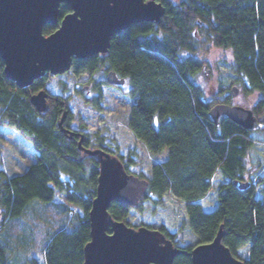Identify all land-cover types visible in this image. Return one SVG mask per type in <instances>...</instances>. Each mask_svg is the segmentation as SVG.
<instances>
[{
	"label": "trees",
	"instance_id": "obj_1",
	"mask_svg": "<svg viewBox=\"0 0 264 264\" xmlns=\"http://www.w3.org/2000/svg\"><path fill=\"white\" fill-rule=\"evenodd\" d=\"M161 1L166 12L159 23L130 25L111 38L106 55L74 58L72 70L77 75L92 74L107 65L108 71L129 79L135 97L130 129L152 154L168 152L164 161L154 164L136 208L141 210L142 201L148 199L160 204L170 193L185 202L188 224L199 243L212 242L223 225V242L236 257L240 258L238 250L247 247V255L240 259L245 264H264V174L246 178L254 127L245 129L226 116L216 123L210 110L218 103H233L230 87L207 98L194 80L202 70L197 53L204 43L229 49L235 83L247 95L261 94L252 110L256 116L264 114V0ZM70 11L62 3L60 19ZM58 26L47 24L43 32L49 35ZM50 78L47 72L29 87L20 88L5 76L0 58V124L17 129L35 148V161L22 174L7 176L0 169V264H14L16 257L27 256L34 247L36 253L29 254L23 264H83L84 247L91 239L89 212L99 163L96 156H83L79 143L116 154L102 137H71L73 114L67 98L50 93L47 110L36 108L31 97L47 91ZM93 104L97 106L98 101ZM218 171L224 182L217 206L208 211L200 201L212 189ZM61 172L74 180L71 185L61 180ZM236 180L250 184L240 188ZM56 189L83 213L56 203ZM35 202L51 220L45 227L38 224L45 231L39 240L34 226L28 229L24 224L29 213H37ZM131 208L112 202L109 212L114 220L127 223ZM159 229L177 244L176 233L164 225ZM193 248L185 247L173 264H192Z\"/></svg>",
	"mask_w": 264,
	"mask_h": 264
},
{
	"label": "water",
	"instance_id": "obj_2",
	"mask_svg": "<svg viewBox=\"0 0 264 264\" xmlns=\"http://www.w3.org/2000/svg\"><path fill=\"white\" fill-rule=\"evenodd\" d=\"M65 2L72 12L63 16L53 33L44 34L45 25L59 23L60 6ZM165 12L161 0H0L4 74L20 88L29 87L47 72L64 74L72 68L74 58L106 55L114 35L134 23H159ZM202 72L208 76L205 65ZM107 82L124 85L126 79L109 70ZM239 90L233 86L232 95ZM48 97V91L42 90L32 95L31 101L39 111H46ZM210 115L216 123L226 116L245 129H252L257 121L264 122V114L258 117L252 109L238 104H215ZM65 117L66 113L60 125ZM79 144L83 156H96L99 163L96 196L89 212L91 239L84 247L83 264H173L183 248L175 246L159 229L131 226L114 220L109 212L112 202L138 206L148 179L128 172L118 156ZM234 184L246 188L250 182L236 180ZM224 235L221 225L212 242L197 244L192 250V264H245L224 244Z\"/></svg>",
	"mask_w": 264,
	"mask_h": 264
},
{
	"label": "rangeland",
	"instance_id": "obj_3",
	"mask_svg": "<svg viewBox=\"0 0 264 264\" xmlns=\"http://www.w3.org/2000/svg\"><path fill=\"white\" fill-rule=\"evenodd\" d=\"M197 58L206 66L208 76L200 70L194 76V80L202 86L207 98H213L222 88L230 87L229 92H231L233 86H238L240 91L233 96L232 104L252 109V106L260 100L261 94L247 95L243 92L242 85L235 83V77L230 69L233 64L231 50L204 43L197 53ZM106 70L107 65H104L92 74L77 75L71 68L64 74L51 75L46 89L49 94L62 96L69 101V108L73 114V130L82 131L94 140L102 137L108 148L114 150L117 155L111 154L121 156L131 173L148 179L151 177L154 164L164 161L168 152L164 149L159 154H152L144 142L133 134L129 126V118L135 97L131 94L130 81L126 79L125 84L120 86L109 84ZM97 101L98 105L94 106L93 103ZM253 137L254 146L247 158V179H255L264 174V122L255 123ZM34 161L33 143L23 137L17 129L0 124V169L4 170L7 176L19 175ZM90 168L91 165L87 164L88 171ZM61 180L70 185L74 181L65 172H61ZM223 182L224 179L218 171L213 177L212 189L200 201L204 209L210 211L217 206L218 190ZM55 202L66 204L74 212L83 213L81 208L68 202L65 193L58 189L55 191ZM141 205V210L136 208L137 206L131 208L127 218L129 225L134 227L145 225L156 229L164 225L170 232L176 233L177 244L181 248L195 247L199 244V239L188 224L185 202L168 193L160 204L148 199L142 201ZM33 207L37 213H29V217L24 219V224L28 229H31V225L34 226L32 227L34 236L39 240L45 233L42 227L51 220L45 211H40L39 203H33ZM40 215L44 219H37ZM38 224L43 225L41 229ZM35 250L37 249L34 247L27 256L22 253V256L16 257L14 264H23L29 254L36 253ZM247 250V247L238 250L239 257H245Z\"/></svg>",
	"mask_w": 264,
	"mask_h": 264
},
{
	"label": "flooded vegetation",
	"instance_id": "obj_4",
	"mask_svg": "<svg viewBox=\"0 0 264 264\" xmlns=\"http://www.w3.org/2000/svg\"><path fill=\"white\" fill-rule=\"evenodd\" d=\"M65 3H66V2H65ZM70 12H72V9H71ZM70 12H69V13H70ZM62 18H63V17H62ZM62 18H61V19H62ZM61 19L59 20V24H60ZM58 27H59V26H58ZM106 71L108 72V70H106ZM119 86H120V85H119ZM74 131H75V130H74ZM75 133H76V134H72V133H71V137H73V136H75V137H80V136H81V137H82V135H83V136L85 135V133H83L82 131H76ZM159 228H160V227H158V229H159ZM159 230H160V229H159ZM160 231H161V230H160ZM161 232H162V231H161ZM162 233H163V232H162ZM166 237H167V236H166ZM167 238H168V237H167ZM169 239H170V238H169ZM172 241H173V240H172ZM173 243H174V242H173ZM174 245H175V246H178V244H175V243H174ZM179 247H180V246H179Z\"/></svg>",
	"mask_w": 264,
	"mask_h": 264
},
{
	"label": "snow or ice",
	"instance_id": "obj_5",
	"mask_svg": "<svg viewBox=\"0 0 264 264\" xmlns=\"http://www.w3.org/2000/svg\"><path fill=\"white\" fill-rule=\"evenodd\" d=\"M145 3L149 2V0H144Z\"/></svg>",
	"mask_w": 264,
	"mask_h": 264
}]
</instances>
